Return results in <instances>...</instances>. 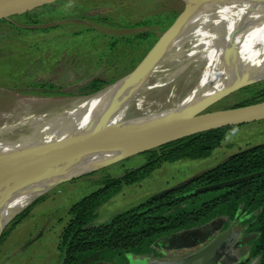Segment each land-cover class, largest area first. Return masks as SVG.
Listing matches in <instances>:
<instances>
[{
	"label": "rangeland",
	"instance_id": "obj_1",
	"mask_svg": "<svg viewBox=\"0 0 264 264\" xmlns=\"http://www.w3.org/2000/svg\"><path fill=\"white\" fill-rule=\"evenodd\" d=\"M63 1L59 7L44 9L41 15L36 16L37 24L27 23L24 13L10 15V24L0 23V114L26 98L73 102L87 97L73 87L94 75L110 77L112 83L116 82L134 70L170 28H165L167 22L158 24L153 15L176 10L178 18L184 9L188 12L184 0ZM85 15L91 17H83ZM145 31H150L149 39L141 37ZM192 62L186 56L182 62L172 65V84L159 89L154 97H166L174 89L175 94L165 98V103L178 102L183 98L204 68V65ZM158 78L167 80L162 73ZM249 86L231 93L209 110L231 108L248 99L251 96L247 89ZM65 88L73 92L42 93L43 89ZM261 143H264V120L232 126L226 130L222 144L209 157L164 162L142 181L122 184L121 190L98 208L94 224L105 223L116 213L181 185L229 156ZM145 162L142 153H133L106 167L66 180L42 195L45 198L33 205L28 217L0 246V264H60V237L70 219V207L103 187L107 177H123ZM229 223L226 218H218L202 227L164 236L155 242V250L161 254L160 257L124 254L117 255L110 263L96 264H180L199 252ZM249 232L247 225L239 222L208 263L258 264L260 257L252 255L254 240H238L243 233Z\"/></svg>",
	"mask_w": 264,
	"mask_h": 264
},
{
	"label": "bare ground",
	"instance_id": "obj_2",
	"mask_svg": "<svg viewBox=\"0 0 264 264\" xmlns=\"http://www.w3.org/2000/svg\"><path fill=\"white\" fill-rule=\"evenodd\" d=\"M187 16L185 12L178 26L138 70L95 95L73 102L26 98L1 113L0 160L105 128H124L180 115L231 84L246 79L264 80V0H203L202 4L199 0L197 9ZM186 56L196 65H204L195 85L178 102L165 103V98L175 94L174 89L166 97H154L159 89L172 82V65ZM160 73L167 80H160ZM260 109L264 105L236 112ZM192 121L163 132L145 145L88 153L73 168L66 163L55 164L50 169L1 180L0 232L9 219L36 198L70 180L71 175L100 169L103 164L181 135L183 127Z\"/></svg>",
	"mask_w": 264,
	"mask_h": 264
},
{
	"label": "trees",
	"instance_id": "obj_3",
	"mask_svg": "<svg viewBox=\"0 0 264 264\" xmlns=\"http://www.w3.org/2000/svg\"><path fill=\"white\" fill-rule=\"evenodd\" d=\"M184 2L185 8L188 9L186 17L188 18L197 9L199 0ZM63 3V0L40 2L24 12L26 22L37 24L38 19L35 17L41 15L44 9L51 10ZM178 14L176 10L161 11L153 15V19L158 24L167 22L165 28L168 29ZM9 19L1 20L0 23L10 24ZM140 35L149 39L150 31L142 32ZM155 41L156 39L154 43ZM99 79H94L92 84L73 88L79 89L82 95H89L113 82L105 80L98 84ZM247 89L251 91V96L231 108L264 101V82L253 84ZM43 90L42 93L47 95L73 92L67 88ZM229 128L232 126L179 138L144 151L142 154L146 158L145 164L128 171L123 177H107L103 187L75 202L69 209L70 219L60 237L59 248L62 252L60 264L110 263L117 255L124 254L158 256L155 242L160 238L202 227L218 218H226L228 223L240 219L250 232H257L258 237L254 240L252 255L260 257L258 264H264V175L231 187L210 191L199 190L207 185L264 170V143L229 156L166 194L149 197L134 207L116 213L105 223L94 224L98 208L108 198L118 193L122 184L142 181L164 162L209 157L222 144ZM44 198L45 196L39 197L7 224L0 236V246L11 231L28 217L33 205Z\"/></svg>",
	"mask_w": 264,
	"mask_h": 264
},
{
	"label": "water",
	"instance_id": "obj_4",
	"mask_svg": "<svg viewBox=\"0 0 264 264\" xmlns=\"http://www.w3.org/2000/svg\"><path fill=\"white\" fill-rule=\"evenodd\" d=\"M42 1L44 0H0V19H8L10 18V15L14 13H24L28 9H31L34 6L40 4V2ZM46 1H53V0H46ZM185 12L186 10L184 9L183 12H181V14L179 15V17L170 26V28L165 32L163 38H161L157 42V44L152 48L149 54L159 45V43L165 38L167 34H169V32H172L178 26L181 17L185 14ZM147 56L145 57V59L147 58ZM145 59L140 64H138L136 68H134V70L124 75L119 80L126 77L130 73L138 70L141 67V65L145 62ZM119 80H117L116 82H118ZM114 83L109 84L106 87L100 89L99 91L89 94L87 96L95 95L96 93L102 91L103 89H106L110 85H113ZM252 83H256V82L246 79V80H242L241 82L231 84L228 87L216 93H213L210 96H207L201 102L193 105L189 110H187L186 112L180 115L157 119L147 124L133 123L128 127H124V128H118V127L105 128L100 131L83 135L74 139L66 140L60 143L30 148L20 152L17 155V157L8 156L7 158L0 160V181L4 179L12 180L18 177L19 175L34 170L40 171V170H45L47 168L50 169V167L55 164L66 163V164H70L69 165L70 168H73L74 166L78 165L82 161V158L88 153L100 149H110L113 147L124 148L126 146L145 145L151 142L152 140L156 139V137L162 134L163 132L192 120L193 121L189 125L183 127L181 131V133L183 134L160 141L154 146L144 147L142 149H139L138 151L134 152V154L142 153L144 151L153 149L167 142L179 138L191 136L194 134L202 133L205 131L264 120V109L252 110L247 112H236L242 109L262 106L264 105V101L255 104H250L247 106L237 107V108H227V109L214 110V111L209 110L213 105L221 101L226 96L230 95L233 92H236L237 90L247 87ZM186 130H188V132H186ZM129 155H125L121 158L123 159L125 157H128ZM121 158L113 162L103 164L99 168H103L110 164H113L119 161ZM95 170L93 169L84 174L90 173ZM263 175H264V170L249 175H244L238 178L222 181L216 184L207 185L200 188L199 190L210 191L215 189H222L225 187H231ZM79 176L82 175H77V176L71 175L70 179ZM28 178L26 180H30ZM178 186L179 185L169 188L163 192L156 194L155 196L166 194L174 190ZM37 199L38 198H36L35 200ZM34 201H32L31 203H33ZM16 215H14L11 219H9L6 222L2 231L0 232V236L4 231L5 227L7 226V224ZM238 222L239 220H236L233 223H231L212 241H210L207 245H205L199 252H197L192 257L188 258L187 260L183 261L180 264H210L208 262L211 259L212 255L223 244H225V242L232 234L234 225L237 224ZM253 237L254 235L249 234L244 236L243 238L244 241H247L249 239H253Z\"/></svg>",
	"mask_w": 264,
	"mask_h": 264
},
{
	"label": "flooded vegetation",
	"instance_id": "obj_5",
	"mask_svg": "<svg viewBox=\"0 0 264 264\" xmlns=\"http://www.w3.org/2000/svg\"><path fill=\"white\" fill-rule=\"evenodd\" d=\"M96 78H100L99 81L97 82L98 84L101 83L102 81L104 82L105 80H108V81L111 80L110 77L105 78V77L100 76V75H99V76L94 75V76H92V77L87 78V80H85V81L83 82L84 84H83L82 82H80V83H78V84H77L76 86H74V87H79V86H85V85H88V84H90V83H91L94 79H96ZM91 84H92V83H91ZM237 220H239V222L241 223V220H240V219H237ZM234 221H236V220L231 221V223H233ZM239 222H238V223H239ZM231 223H229L228 225H226V227H225L224 229H226ZM238 223H237V224H238ZM237 224L234 225V228H233L234 230H235V226H236ZM224 229H223V230H224ZM223 230H222V231H223ZM222 231H221V232H222ZM221 232H220V233H221ZM220 233H219V234H220ZM249 234L254 235L253 240H255V239L258 237V233H257V232H249V233H245V234L243 233V235H242L238 240H241L244 236L249 235ZM168 236H169V235H168ZM213 239H214V238H213ZM213 239H212V240H213ZM212 240H211V241H212ZM207 244H208V243H207ZM207 244H206V245H207ZM197 252H198V251H197ZM197 252H196V253H197ZM196 253H195V254H196ZM158 256L160 257L161 254H159Z\"/></svg>",
	"mask_w": 264,
	"mask_h": 264
}]
</instances>
